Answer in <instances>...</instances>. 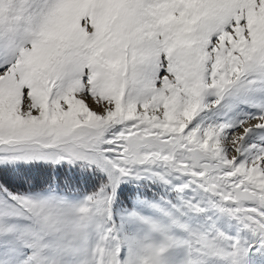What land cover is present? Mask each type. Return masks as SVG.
<instances>
[{"label":"snow or ice","instance_id":"snow-or-ice-1","mask_svg":"<svg viewBox=\"0 0 264 264\" xmlns=\"http://www.w3.org/2000/svg\"><path fill=\"white\" fill-rule=\"evenodd\" d=\"M0 264H264V0H0Z\"/></svg>","mask_w":264,"mask_h":264}]
</instances>
